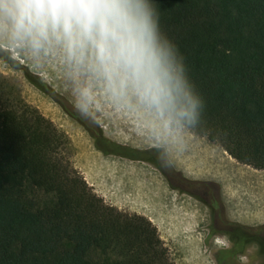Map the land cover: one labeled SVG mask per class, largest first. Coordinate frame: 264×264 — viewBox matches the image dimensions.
Returning a JSON list of instances; mask_svg holds the SVG:
<instances>
[{"label": "trees", "instance_id": "obj_1", "mask_svg": "<svg viewBox=\"0 0 264 264\" xmlns=\"http://www.w3.org/2000/svg\"><path fill=\"white\" fill-rule=\"evenodd\" d=\"M154 6L203 102L197 123L185 128L264 171V0ZM6 86L0 83V264H172L151 222L92 194L67 158L65 135Z\"/></svg>", "mask_w": 264, "mask_h": 264}, {"label": "rangeland", "instance_id": "obj_2", "mask_svg": "<svg viewBox=\"0 0 264 264\" xmlns=\"http://www.w3.org/2000/svg\"><path fill=\"white\" fill-rule=\"evenodd\" d=\"M0 83L65 135L67 158L92 194L151 222L172 264H264L256 245L234 258L232 245L225 247L223 240L241 227H264L263 170L237 162L219 145L183 128L167 145L169 182L149 161L160 163L164 146L145 118L100 96L83 115L55 56L37 63L25 53L10 57L0 47ZM188 184L199 196L206 190L216 194L221 212L216 218L206 204L176 188Z\"/></svg>", "mask_w": 264, "mask_h": 264}, {"label": "clouds", "instance_id": "obj_3", "mask_svg": "<svg viewBox=\"0 0 264 264\" xmlns=\"http://www.w3.org/2000/svg\"><path fill=\"white\" fill-rule=\"evenodd\" d=\"M0 47L37 63L57 57L83 115L100 96L144 117L164 146L163 168L167 145L200 117L202 99L154 0H0Z\"/></svg>", "mask_w": 264, "mask_h": 264}, {"label": "flooded vegetation", "instance_id": "obj_4", "mask_svg": "<svg viewBox=\"0 0 264 264\" xmlns=\"http://www.w3.org/2000/svg\"><path fill=\"white\" fill-rule=\"evenodd\" d=\"M99 148L103 153L109 152L102 146H99ZM149 161L153 165H155L160 170V172L165 176V178L170 182L171 180L170 174L165 170V168L161 167L160 163H158V161L153 157L149 159ZM186 186L187 187L176 186V188L183 193L190 194L192 197H194L196 200L200 201L201 203L206 204L209 207L210 214L213 219L216 218L219 215V213H221L218 209L219 204L216 194H214L213 192L209 193L208 190H206L202 195L199 196L198 194L190 190L189 184ZM241 228H243L246 232H248L250 236L243 237L241 234H237L236 232H231V231L225 233L226 237L231 242L230 244L232 245L231 255L234 258H236L244 254L248 246L256 245L258 247L260 256L263 257L264 259V234H263L264 227L252 228V229H248L244 227Z\"/></svg>", "mask_w": 264, "mask_h": 264}, {"label": "bare ground", "instance_id": "obj_5", "mask_svg": "<svg viewBox=\"0 0 264 264\" xmlns=\"http://www.w3.org/2000/svg\"><path fill=\"white\" fill-rule=\"evenodd\" d=\"M191 170V169H190Z\"/></svg>", "mask_w": 264, "mask_h": 264}]
</instances>
